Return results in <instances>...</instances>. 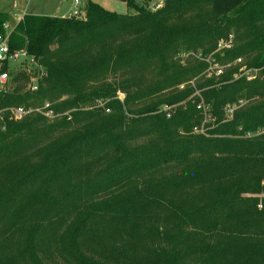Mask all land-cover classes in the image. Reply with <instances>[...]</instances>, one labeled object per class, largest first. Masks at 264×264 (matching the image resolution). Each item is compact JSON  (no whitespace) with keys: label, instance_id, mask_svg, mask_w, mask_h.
Wrapping results in <instances>:
<instances>
[{"label":"trees","instance_id":"trees-1","mask_svg":"<svg viewBox=\"0 0 264 264\" xmlns=\"http://www.w3.org/2000/svg\"><path fill=\"white\" fill-rule=\"evenodd\" d=\"M119 1L131 15L88 1L9 36L46 76L0 93V264H264V199L243 197L264 193V135L247 137L264 129V0ZM230 35L217 62L257 79L206 77ZM45 102L56 120L10 112Z\"/></svg>","mask_w":264,"mask_h":264},{"label":"built area","instance_id":"built-area-1","mask_svg":"<svg viewBox=\"0 0 264 264\" xmlns=\"http://www.w3.org/2000/svg\"><path fill=\"white\" fill-rule=\"evenodd\" d=\"M165 0H161V2L157 3L156 5L152 6V10L156 11L163 7ZM74 4V11L72 12V15L70 18H79L82 19L85 17V12L80 11L81 7V0H73ZM23 19V17L20 19V21ZM4 29L7 32V35L3 38L0 37V93H7L11 90V88L14 85H17V82L15 81V76L17 74H24L26 76V83L25 87L26 90L31 93H36L39 91V82L46 76L43 68L38 65L36 60L31 57L26 50H12L9 44V36L13 31V28L7 23L4 26ZM233 48V39L232 36L228 39L221 40L217 44L216 52L217 54H220L221 56L224 55V52L231 51ZM201 59V56H199ZM206 63L208 64V68L205 72V75L207 78H220L224 75V73L231 69L232 67H238L237 74L234 75L233 80H237L240 77H245L248 81H253L259 77L260 70L259 69H249L244 64V61L242 58H239L235 60L233 63L221 65L217 62L215 55L211 54L207 58L204 59ZM18 64V65H17ZM190 84L194 85V82H191ZM184 86L180 87V90H183ZM199 93L196 92V95ZM119 99L123 100L122 94H119ZM103 102L97 101L96 107H103ZM242 103H240V106ZM238 106L233 105L229 106L226 109V119L231 120L233 117L234 112L237 110ZM173 107L165 106L163 107V112L166 113L167 118H170L172 116L171 110ZM198 109L201 110L202 113L208 115V107H206L204 104H200L198 106ZM13 118L16 121H21L25 117L30 115H39L45 118L46 120L53 121L56 120L60 115H57L54 110L52 109V105L49 102H45L42 105L36 106V107H30V108H14L10 110ZM109 113V111H106ZM206 123H210L209 116H205ZM196 133L204 134L203 128H196ZM264 135V129L258 130L253 136L252 134H248L247 137L251 138L254 136ZM262 186H264V182L262 183ZM249 195H247L248 197ZM255 198H260L261 200L264 199V193L260 195H251ZM263 205L262 203L259 204V208L262 209Z\"/></svg>","mask_w":264,"mask_h":264},{"label":"rangeland","instance_id":"rangeland-1","mask_svg":"<svg viewBox=\"0 0 264 264\" xmlns=\"http://www.w3.org/2000/svg\"><path fill=\"white\" fill-rule=\"evenodd\" d=\"M13 1H19V0H4V1L0 2V11H8L9 12V10L11 8V4L13 3ZM72 1L73 0H22V3L20 2L19 5H21V8L23 6V9H24L25 4L27 3V5H28L27 8H29V11H30L29 13H37L39 15L44 14V15L51 16L54 13H58L57 12L58 9L63 8V5L65 8H69ZM82 1L84 3L88 2V0H81V7H82V4L84 5V3H82ZM91 1L94 3H98L105 10L110 11V12H114V13H117L120 15H131L132 14V12L127 8L126 4L124 2L119 1V0H91ZM159 2H161V0H153L152 6L156 5ZM80 11L85 12V9L82 10V8H81ZM56 15H54V16H56ZM58 16L59 17L62 16V13L59 14ZM81 18H83V16H81ZM263 27H264V25H263ZM230 36H232L233 44L235 46L237 44V40L235 38V35H230ZM230 36L228 38H230ZM240 44L241 43H239V45ZM212 54H214L215 56L220 55V54H217L216 50ZM243 61H244V64L247 66V64L245 63V60H243ZM247 68H249V67L247 66ZM249 69H254V68H249ZM248 195L249 196L247 197V194H244L243 197L246 199L253 198L251 196V194H248ZM258 199H260V198H258ZM258 208H259V204H258Z\"/></svg>","mask_w":264,"mask_h":264},{"label":"crops","instance_id":"crops-1","mask_svg":"<svg viewBox=\"0 0 264 264\" xmlns=\"http://www.w3.org/2000/svg\"><path fill=\"white\" fill-rule=\"evenodd\" d=\"M4 0H0V2H2ZM88 1H91V0H88ZM22 3V0H19V1H13V3L11 4V8L8 11H0L2 13H6L8 16H9V25L14 28L15 26H17V24L19 23L20 19L22 17H25L26 15H34V16H42V17H51V18H68L72 15V12L74 11V4H73V1L71 2V5L69 8H65L64 5H63V8H59L58 9V13H54L53 15L51 16H48V15H39L37 13H29V8L27 3L25 4L24 6V9H23V6L21 8V5H19V3ZM82 3H84L82 1ZM87 3V2H86ZM86 3H84V5L82 4V10L85 9V6H86ZM65 4V3H64ZM98 4V3H97ZM62 13V16H58L59 14ZM57 14V15H56ZM56 15V16H54Z\"/></svg>","mask_w":264,"mask_h":264},{"label":"bare ground","instance_id":"bare-ground-1","mask_svg":"<svg viewBox=\"0 0 264 264\" xmlns=\"http://www.w3.org/2000/svg\"><path fill=\"white\" fill-rule=\"evenodd\" d=\"M80 9H81V7H80ZM68 18H70V17H68ZM20 22V21H19Z\"/></svg>","mask_w":264,"mask_h":264},{"label":"water","instance_id":"water-1","mask_svg":"<svg viewBox=\"0 0 264 264\" xmlns=\"http://www.w3.org/2000/svg\"><path fill=\"white\" fill-rule=\"evenodd\" d=\"M144 190V189H143Z\"/></svg>","mask_w":264,"mask_h":264}]
</instances>
